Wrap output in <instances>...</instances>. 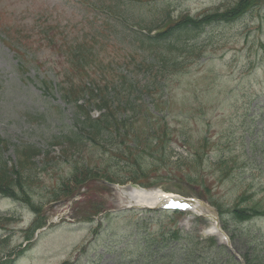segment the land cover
Returning <instances> with one entry per match:
<instances>
[{
    "label": "rangeland",
    "instance_id": "obj_1",
    "mask_svg": "<svg viewBox=\"0 0 264 264\" xmlns=\"http://www.w3.org/2000/svg\"><path fill=\"white\" fill-rule=\"evenodd\" d=\"M163 1L176 13L195 14L229 0ZM132 3L0 0V160L13 163L16 147L28 144L53 154V144L74 131L73 106L61 97V88L70 78L76 79L73 63L67 60L73 44H93L98 54L95 63L110 65L103 73L91 67L90 78L110 82L118 71H129L127 82L140 78L135 65L141 58L132 59L138 45L135 37L98 11L99 6L115 7L130 21L149 25L159 19L164 5L141 8ZM196 34L178 38L179 47L198 46L199 60L168 82L172 89L159 113L165 124L159 143L125 139L120 147L98 150L109 155L110 149L119 151L128 145L137 164L106 156L90 164L104 167L107 176L122 183L134 180L161 186L174 176L194 181L219 208L233 239L231 248L216 238L200 236L193 220L126 208L121 195L127 194L129 183L104 187L94 182L85 202L106 210L88 222L66 219L73 204L65 199L61 186L70 174L69 163L52 166L49 161L33 166L31 183L23 182L31 202L40 209L35 213L37 224L46 222L30 242L24 229L36 215L19 200L0 195V264H264V215L243 220L235 214L245 200L246 206L252 203L258 211L264 206V1L234 21L211 23ZM20 41L32 45V55L18 53L12 44ZM41 81H52L59 90L46 92ZM144 81L137 83L141 86ZM151 99L147 94L141 101L151 104ZM241 145L246 153L248 145H255L257 153L243 154ZM238 153L241 158L234 165L220 163ZM5 216L15 221L4 223ZM174 233L177 240L172 239ZM150 250L172 259L149 262Z\"/></svg>",
    "mask_w": 264,
    "mask_h": 264
},
{
    "label": "trees",
    "instance_id": "obj_2",
    "mask_svg": "<svg viewBox=\"0 0 264 264\" xmlns=\"http://www.w3.org/2000/svg\"><path fill=\"white\" fill-rule=\"evenodd\" d=\"M258 0H236L234 2V5L232 7H228L225 9L224 12H222V14H220V16H224L227 19H234L236 17H239L240 15H242L243 13H245L249 8H251L253 5H255L257 3ZM112 9V8H110ZM114 10V9H112ZM115 12V10H114ZM207 17V15L203 18L205 19ZM195 24L191 25L190 27H187V30H183L186 24H178L174 27H171L169 30H167L165 33L158 35L155 39H150L146 36H143L139 33L134 32V43L136 41H138L140 43V45L143 48V52L147 53V51L151 50L152 52H155V54L157 55L156 57H158L157 59H163L166 63V66H168V73L169 72H176L181 70L182 68L180 67H184V65L177 60V58H173V59H167L166 56V52H165V48H170L171 47V43L169 42V35L172 36V39H178L180 37H182V34L185 33L186 35L183 36H187L188 33H191L192 31H194L193 29H198L199 27H201V25L199 24L198 20H194ZM188 22V21H186ZM191 28V29H190ZM199 31V30H198ZM157 45H160L162 48L161 50L158 52L156 49L153 50V48H155ZM187 50L184 49V52H186L188 54L189 59L191 58V56H196L198 53V46H190L188 48H186ZM91 51L88 50L84 45H79L78 48L75 50V52L72 54L74 60L77 62L78 64V68L79 65L81 66V68L83 69V65L82 62H87V59L90 57ZM76 53V55H75ZM144 55V54H143ZM173 55V54H172ZM162 60V61H163ZM81 69V70H82ZM79 70V71H81ZM86 75H89V73L87 71L84 72ZM119 79L121 80V82H124L125 80V76H122L121 73H119ZM92 82V81H91ZM94 82V81H93ZM98 89L100 90V93L102 94L101 96V101L98 104V106L100 105H104L107 107V113L104 115L103 120L101 121H107L110 117V115L112 114L113 110L111 108L110 105V101H112L110 98L107 97V93H108V87L107 85H103V86H97ZM88 90V86L85 85L83 79L80 80V82L78 84L75 83H71L70 86H68L67 88H63V93L62 95L64 97H73V99H76L78 97L79 93H82L83 91H87ZM92 92V90H90ZM118 92V91H116ZM89 124H91V127H94L96 132H99L100 127H99V123L100 121L96 122V123H91L88 121ZM75 137H78V134H74ZM21 147H18L16 149L17 152V164L13 169H7L6 164L2 161H0V194H4V195H10V196H14V197H20V194L15 192V189H18L16 191H20L21 193V197L23 200L28 201L31 205L35 206L37 204L32 203L30 200V196L26 193V188L23 186V182L26 183V180H30L31 183V168L30 167L32 165V163L29 161V156L28 155H22L21 154ZM90 176V173L87 171H79V172H75L74 177L72 178V183H82L84 181H87L88 178ZM67 182V181H66ZM68 182L70 183V180H68ZM69 183H65L64 185L62 184L61 188L64 192V195H68L72 192V190L70 189ZM26 190V191H25ZM36 207V206H35ZM256 205H252V203L249 204V206H247L246 209L249 210H239L236 209L235 214L237 219H243L246 216V213H253L254 212H258ZM261 211L264 212V206L261 207ZM251 210V211H250ZM242 211V212H241ZM246 212V213H245ZM252 215V214H251ZM146 249H149V245H147ZM157 252L155 251H149L150 255H155L154 256V260L156 259Z\"/></svg>",
    "mask_w": 264,
    "mask_h": 264
},
{
    "label": "bare ground",
    "instance_id": "obj_3",
    "mask_svg": "<svg viewBox=\"0 0 264 264\" xmlns=\"http://www.w3.org/2000/svg\"><path fill=\"white\" fill-rule=\"evenodd\" d=\"M123 198H122V201L126 204L128 203H131V204H141V205H145L147 204V202L145 203V199H149L150 201H155L157 199V196L153 193L151 194H148L144 199L141 198V195L138 193V194H133L132 192H127L126 193H122L121 195Z\"/></svg>",
    "mask_w": 264,
    "mask_h": 264
}]
</instances>
